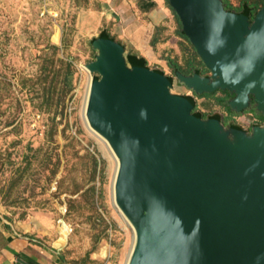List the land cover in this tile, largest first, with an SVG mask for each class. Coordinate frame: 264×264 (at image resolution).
Returning a JSON list of instances; mask_svg holds the SVG:
<instances>
[{
	"label": "rangeland",
	"instance_id": "obj_1",
	"mask_svg": "<svg viewBox=\"0 0 264 264\" xmlns=\"http://www.w3.org/2000/svg\"><path fill=\"white\" fill-rule=\"evenodd\" d=\"M153 1L154 11L144 12L147 0H0V253L15 224L67 264L125 262L132 229L113 200L115 162L84 114V68L103 57L102 45L121 48L127 69L162 76L170 93L190 102L191 116L231 142L264 125L253 95L242 108L232 90L186 86L183 79L215 77L169 1ZM219 1L249 27L264 7V0ZM91 75L94 84L102 77L96 69ZM62 225L68 231L59 246Z\"/></svg>",
	"mask_w": 264,
	"mask_h": 264
},
{
	"label": "water",
	"instance_id": "obj_2",
	"mask_svg": "<svg viewBox=\"0 0 264 264\" xmlns=\"http://www.w3.org/2000/svg\"><path fill=\"white\" fill-rule=\"evenodd\" d=\"M168 1L215 77L186 86L229 89L217 76L240 88L247 81L264 102V7L245 36L244 18H225L219 0ZM102 48L90 66L103 81H95L87 118L123 158H136L117 183L118 200L139 227L142 249L132 264H264V133L256 127L251 142L228 153L205 150L189 101L170 96L159 74L127 69L121 48Z\"/></svg>",
	"mask_w": 264,
	"mask_h": 264
},
{
	"label": "bare ground",
	"instance_id": "obj_3",
	"mask_svg": "<svg viewBox=\"0 0 264 264\" xmlns=\"http://www.w3.org/2000/svg\"><path fill=\"white\" fill-rule=\"evenodd\" d=\"M219 13L223 15L225 18L229 20H234V19H242L244 17L238 15V14H231L227 12H222L219 10ZM244 22V21H243ZM252 31L251 27H246L244 30V35L247 36L250 32ZM85 72L89 75V86H88V91L86 94L85 98V108H84V114H85V119L88 122V126L94 134L100 138L104 144L106 145L107 149L109 150L110 154L112 155V158L114 159L115 162V172H114V177H113V185H112V194H113V200L115 204L118 206L120 209L119 211L121 212V215L125 222L130 226L132 229V238H131V243L129 247L128 254L126 255V259L124 264H132L134 256L138 254L141 249L142 245H139L138 243V234H137V228L135 227V217L133 214L129 211V209L125 206L124 203L120 202L118 200V193H117V183L119 180V176L121 172L123 171V167L125 164H128L130 162H135L136 158H123L120 149L118 145L112 141L107 135H105L101 130H99L95 125L92 126L89 123V119L87 118V111L89 109L90 103L92 101V98L95 93V84L93 83V76L91 75V69L90 67H85L84 68ZM217 81H222V86L225 88H229L233 90L234 92L237 93V97L234 101V104L238 107H245L248 103V96L253 95L259 105V107L264 110V102L261 99V93L259 90L254 89L247 81H244V88H240L238 86V82L234 81L232 83L225 81L223 77L217 76ZM102 79L99 80V84H102ZM183 82L188 85H195L199 84V82L196 79H183ZM209 86H204L203 83L200 84V88H208ZM168 94L170 96H174L172 93L168 91ZM258 130L261 133H264V125L258 126ZM198 131L203 136V147L205 150H210L211 148L217 149L221 151L222 153H228L232 148H237L241 149L245 146V144H248L254 139V135L251 136H246L244 139L239 140L235 143H232L228 141L226 138L223 139L222 134L217 131L216 127L212 126L210 121H204V120H199L198 124ZM67 227L66 225H62L60 227V235L58 239L55 241L56 245H63V243L66 240V235H67Z\"/></svg>",
	"mask_w": 264,
	"mask_h": 264
},
{
	"label": "crops",
	"instance_id": "obj_4",
	"mask_svg": "<svg viewBox=\"0 0 264 264\" xmlns=\"http://www.w3.org/2000/svg\"><path fill=\"white\" fill-rule=\"evenodd\" d=\"M150 2H153L154 6L147 11H142H154L156 3L153 0H147L146 4ZM134 8L136 6L131 5L130 9L134 11ZM121 38L120 40L117 38L118 41H116L120 44L127 42ZM7 239L5 249L0 253V264H20L19 259H23L29 264H67L55 248L50 247L38 236L20 226L13 224Z\"/></svg>",
	"mask_w": 264,
	"mask_h": 264
},
{
	"label": "trees",
	"instance_id": "obj_5",
	"mask_svg": "<svg viewBox=\"0 0 264 264\" xmlns=\"http://www.w3.org/2000/svg\"><path fill=\"white\" fill-rule=\"evenodd\" d=\"M154 6V3L152 2H150V3H147L146 5H143V6H140L139 5V8L141 9V10H144V11H147V10H149V8H152ZM262 118H264V117H262Z\"/></svg>",
	"mask_w": 264,
	"mask_h": 264
},
{
	"label": "flooded vegetation",
	"instance_id": "obj_6",
	"mask_svg": "<svg viewBox=\"0 0 264 264\" xmlns=\"http://www.w3.org/2000/svg\"><path fill=\"white\" fill-rule=\"evenodd\" d=\"M258 116H259V115H258ZM262 117H264V116H262V115L259 116V118H261L260 120H264V118H262Z\"/></svg>",
	"mask_w": 264,
	"mask_h": 264
},
{
	"label": "built area",
	"instance_id": "obj_7",
	"mask_svg": "<svg viewBox=\"0 0 264 264\" xmlns=\"http://www.w3.org/2000/svg\"><path fill=\"white\" fill-rule=\"evenodd\" d=\"M43 1H47V0H43Z\"/></svg>",
	"mask_w": 264,
	"mask_h": 264
}]
</instances>
